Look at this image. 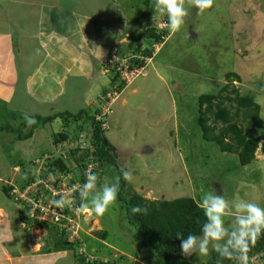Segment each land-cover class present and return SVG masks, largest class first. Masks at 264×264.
<instances>
[{
	"label": "rangeland",
	"instance_id": "rangeland-1",
	"mask_svg": "<svg viewBox=\"0 0 264 264\" xmlns=\"http://www.w3.org/2000/svg\"><path fill=\"white\" fill-rule=\"evenodd\" d=\"M111 1L119 3L117 19L120 28L113 26L115 16L107 17L113 21L114 30L112 37L109 33L108 42L113 44L115 38L128 35L129 39L119 47L120 53L122 49L130 53L126 58L133 55L137 43L149 47L150 42L145 38L148 28L168 32L162 43L152 48V58L146 61L144 69H134L137 72L128 77L126 87L121 93H116L107 107V114H104L106 125L101 128L114 147L113 157L120 169L123 167L133 175L132 181H127L128 187L149 200L193 198L199 204L204 193L217 192L230 204L242 199L264 207L261 143L254 160L241 167L235 155L221 153L214 143L203 141L197 125L199 96L220 93L222 97L233 98L230 91L236 89L240 97L250 96L259 105L258 117L263 128L247 126L242 111L237 112L235 121L240 127L247 128L250 137L264 135V0H214L213 7L202 14L198 13L191 0H185L189 15L178 32L168 29L167 16L154 11L151 6L153 0ZM1 8L5 10L8 7L1 4ZM111 8L113 6L100 5L97 10L109 12ZM9 17L12 15L3 16ZM101 20L104 18L95 23L99 36L108 33L111 27L108 20ZM22 52L17 64L26 72L33 62L27 61ZM108 67L106 73L110 77ZM229 74L237 76L239 82L229 84ZM227 85L228 89L220 92ZM106 88V96L116 89L110 85ZM21 91L15 93L9 106L0 105V128L11 129L16 135L29 131V126L23 127L25 114L31 117L51 116L47 110L29 104ZM80 91L81 88L76 94ZM104 104L97 102L82 116L86 113L96 119H104ZM62 106L69 111L68 114H77L84 109L81 97L70 100L64 97ZM53 109L58 110L56 106ZM231 113H235V108ZM65 123L64 119L57 118L36 128L31 139L21 142L14 141L16 135L0 133V201H6L1 187L10 184L18 189L19 184L26 181L27 173H32L36 179L39 168L48 164L44 158L58 155L62 146L54 143L58 135L63 132L78 134L79 143L84 140L88 146L92 128L84 126L81 133L74 130L72 124ZM17 164L24 168H15ZM77 164L71 161L68 167L75 169ZM106 173L107 176L101 177L99 183H116L114 170L107 168ZM88 210L81 213L80 240L74 245L78 255L88 263L146 264L148 248H140V251L137 247L139 243L133 229L121 220L117 200L103 215L95 214L90 206ZM231 221V216L225 217L226 226H230ZM103 232L108 234L106 252L98 244L101 239L97 234ZM45 238L44 242L48 239L47 234ZM101 251H104L103 256L99 255ZM213 252L210 247L207 256L194 253L183 257L191 264H204ZM249 258V264H262L259 255Z\"/></svg>",
	"mask_w": 264,
	"mask_h": 264
},
{
	"label": "crops",
	"instance_id": "crops-1",
	"mask_svg": "<svg viewBox=\"0 0 264 264\" xmlns=\"http://www.w3.org/2000/svg\"><path fill=\"white\" fill-rule=\"evenodd\" d=\"M1 4L8 8L2 9ZM100 5L113 8L100 12ZM118 8L119 3L111 0H0V105L9 106L19 90L29 104L50 115L69 113L62 106L64 97H81L83 110L100 104L111 81L106 73L110 54L115 52L124 59L130 54L125 49L119 52L128 35L108 42L113 21L107 17L115 16L113 26L119 29ZM4 14L12 18H3ZM100 18L111 27L99 36L95 23ZM21 51L33 62L26 72L17 64ZM5 199L0 201V264H75L72 252L43 253L46 230L22 222L23 205ZM98 244L107 251L106 241Z\"/></svg>",
	"mask_w": 264,
	"mask_h": 264
},
{
	"label": "trees",
	"instance_id": "trees-1",
	"mask_svg": "<svg viewBox=\"0 0 264 264\" xmlns=\"http://www.w3.org/2000/svg\"><path fill=\"white\" fill-rule=\"evenodd\" d=\"M167 34V30L157 31L156 29L148 28L145 32V38L147 42H150L149 47L146 48L137 43L131 57L123 60L124 58L120 54H117L116 65H121L126 61V66L129 71L144 67L145 61L152 58V48L155 45L161 44ZM113 53L115 57V52ZM106 67H108V64ZM119 69L122 70V67ZM114 72V69L109 72L111 78L110 87L115 86L116 89H113V91L119 94L126 87V84L121 78L120 71ZM227 79L229 84L232 81L239 82V78L234 74H229ZM228 86L224 87L220 92L226 91ZM104 93L101 95V99H105L106 95ZM230 93L234 96L233 98L222 97L220 93H217V95L199 96L197 99V125L203 141L214 143L221 153L235 155L239 165L244 167L248 166L254 160L255 152L260 143L262 145L261 151L264 155V135L250 137L247 128L240 127L235 121L237 112H243V119L246 120L247 126L262 129L263 123L258 117L259 105L255 103L252 97H240L236 89H232ZM103 99L100 101L104 102L105 100ZM232 108H235L234 114L231 113ZM84 112L85 110H81L77 114L63 113L49 117L34 116L33 118L36 120V123L29 126V131L26 134L18 133L16 135L13 130L8 128H0V133L16 135L14 141L21 142L32 138L36 128L43 127L55 121L57 118L64 119L65 124H72L74 130L78 129L81 133L83 132L84 126H90L92 129L88 146H86L84 140L82 143H79L78 134L75 133L72 135L71 133L63 132L55 137L54 143H60L59 145H62L60 150L65 158L59 154L60 157L58 155H52L53 160H49L47 161L48 164H45L48 172L52 174L54 172L53 169H55L59 173H70L72 175L70 183L74 185L83 184L85 182V173L88 171L98 174L101 178L107 176V168L113 169L119 181L117 202L122 217L121 220L126 221L133 229L137 244L139 243V246H137L139 250L141 251L140 248H148L147 254L149 256L145 263L191 264L183 257L180 248L181 240L178 238V235L183 237L189 234L201 235L204 214L199 204L193 198H178L170 201L149 200L129 188L127 181L121 175L120 167L113 157L114 147L104 136V130L101 128L103 122L97 120L94 115H87L85 113L83 117ZM27 126V123L23 125L24 128H27ZM69 145H72V147H69ZM71 161L78 163L77 168L70 169L68 167ZM89 166H92L90 170H88ZM17 167L24 168L22 164H17L15 168ZM26 177V181L19 184L18 190H23L25 186L33 182L34 175L32 173H27ZM14 189L16 188L9 185L1 187L3 195L9 200H14L12 195ZM73 197L75 207L82 206L78 191H74ZM137 205L141 208H146L147 213H132V207ZM65 212H67V208ZM21 220L24 223H31L24 216L23 212H21ZM36 226L46 230L48 235L45 247L42 249L43 253L72 252L75 264H118L117 261H94L88 263L84 257L76 253L74 248L76 243H69L64 232H60L57 226L38 222ZM97 236H99L101 241H106L108 234L103 232L98 233ZM248 255L249 257L259 255L261 263L264 264V233L251 246ZM134 256L136 257L137 255L134 254ZM204 264H236V262L220 259L218 254L213 252Z\"/></svg>",
	"mask_w": 264,
	"mask_h": 264
},
{
	"label": "clouds",
	"instance_id": "clouds-1",
	"mask_svg": "<svg viewBox=\"0 0 264 264\" xmlns=\"http://www.w3.org/2000/svg\"><path fill=\"white\" fill-rule=\"evenodd\" d=\"M191 4L199 14H202L213 7L214 0H191ZM151 6L155 12L167 16V27L171 32H178L189 15L185 8V0H153ZM148 60L150 61V59ZM144 67L140 69H144ZM24 119L28 126L36 123V120L28 114H25ZM120 172L125 181H132L133 175L130 171L121 167ZM99 181L98 174L88 171L85 173V182L74 185L73 191H78L82 202H90V204L82 203V207H80L83 210L90 206L95 214L103 215L109 206L117 200L119 181L112 184H100ZM51 203L55 208L62 210L67 200L61 196ZM199 207L204 214L201 235L189 234L186 237L178 235L181 240L182 254L185 257L194 253L198 256H207L211 247L220 259L235 261L236 264H249L248 253L251 246L264 233V207L242 199L230 204L222 194H217V192L204 193L200 198ZM131 211L134 214L147 213L146 208H141L138 205L133 206ZM227 216L232 217L230 226H226L225 223ZM34 225L36 224L34 223Z\"/></svg>",
	"mask_w": 264,
	"mask_h": 264
},
{
	"label": "built area",
	"instance_id": "built-area-1",
	"mask_svg": "<svg viewBox=\"0 0 264 264\" xmlns=\"http://www.w3.org/2000/svg\"><path fill=\"white\" fill-rule=\"evenodd\" d=\"M113 54L114 53H111V57L107 62L108 66H110L111 70L114 69L115 72L120 71L123 81H127L128 77L132 76L137 70L129 71L125 61L121 65H116L117 60ZM119 66L122 67V70L119 69ZM108 69L109 68L106 67V72ZM140 70L142 71L143 69ZM111 93L112 94L105 96L104 107L106 110L104 109L102 116H104L105 113L107 114V107H109V103L112 102L116 96L115 91L112 90ZM97 120L102 121L103 124L106 125L105 116L104 119L101 118ZM69 147H72V145H69ZM60 149L61 147H59V150ZM58 154L65 158L61 150ZM44 160L52 161L53 157L47 156ZM91 168L92 166H89L88 170ZM53 171L54 172L51 174L46 167H40L37 174L39 176L41 173L42 177L37 176L32 183L25 186L21 191L14 189L12 191L13 198L17 203L24 205V216L29 221L35 224L38 222L55 225L60 232L65 233L69 243L77 242L79 240L81 213L84 212L81 207H75L74 205L73 186L77 184L73 185L70 183L72 179L70 173H59L55 169H53ZM61 196H64L67 200L62 210L55 208L51 203V201L59 199ZM66 208L67 212H65Z\"/></svg>",
	"mask_w": 264,
	"mask_h": 264
}]
</instances>
